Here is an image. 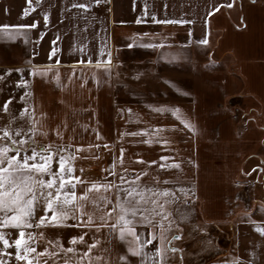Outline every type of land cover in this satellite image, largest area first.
I'll return each mask as SVG.
<instances>
[{
    "label": "crops",
    "instance_id": "obj_1",
    "mask_svg": "<svg viewBox=\"0 0 264 264\" xmlns=\"http://www.w3.org/2000/svg\"><path fill=\"white\" fill-rule=\"evenodd\" d=\"M0 25L24 26L8 29L11 39L0 34V58L11 60L5 68L10 121L16 118L11 127L20 126L25 107V131L36 122L37 145L66 149L75 176L83 161L103 160L105 171L116 173L84 179L88 184L146 173L141 187L176 192L167 206L173 220L167 235L177 251L167 253L165 264H264V232L258 231L264 230V209L238 199L245 194L255 202L250 191L257 181L249 177L254 170L258 180L263 174V168L246 167L264 159V132L255 123L259 117L264 122V0H0ZM204 39L207 44L200 43ZM227 60L232 64L224 65ZM22 81L27 85L18 86ZM158 107L178 108L181 118ZM242 110L248 114L243 127ZM43 214L37 209V219ZM76 223L26 229L37 252L58 251L57 240L75 249L42 261L76 264L87 248L70 241L87 233V244L99 240L92 264H125L121 255L128 256L127 264H140L118 232ZM0 231L10 242L18 236L11 227ZM152 231L137 225L144 240ZM225 232L231 241L221 251L217 241ZM159 246V239L147 245V264ZM9 250L14 253V246ZM6 264L26 262L13 254Z\"/></svg>",
    "mask_w": 264,
    "mask_h": 264
},
{
    "label": "snow or ice",
    "instance_id": "obj_2",
    "mask_svg": "<svg viewBox=\"0 0 264 264\" xmlns=\"http://www.w3.org/2000/svg\"><path fill=\"white\" fill-rule=\"evenodd\" d=\"M30 2L31 0H29ZM78 6L86 7L85 5ZM227 6L232 7L233 5ZM171 23H178V21H171ZM35 26V24L31 25V27ZM14 27L24 26L0 25V34L4 38L11 39L14 33L7 30ZM200 43L207 44L208 40H201ZM110 65L111 59L105 62L106 68ZM21 85L26 86L27 82L22 81L18 84V86ZM9 103L10 101L4 104L3 111H8ZM154 110L158 112L170 110L177 118H181L178 108L158 107ZM128 111L131 113V109ZM26 113L27 109H24L20 113V118H24ZM15 119L13 117L9 125L0 129V228L17 229L18 236L10 242L5 237V233L0 231V242L3 243L5 249V251L0 252V257L14 254L18 262L47 264V260L42 261L41 257L53 258L57 257L59 252H74L75 249L72 247L64 249L58 240L55 242L58 251L49 252L45 248L44 251L37 252L36 247L33 246L35 243L34 234L26 231V229L41 226H63L69 219L76 220L77 223L74 226L77 227H94L97 231L102 228H109L118 232L119 239L127 246V253L139 257L140 264H147L148 253L145 249L153 240L159 239L160 246L155 250L152 264H165L167 253L177 251L175 247L171 246V241L167 235L173 226L171 212L167 206L178 198L176 192L167 189H153L147 186L141 187L139 183L141 175H146V173L137 174L132 180L119 176L118 183L107 181L105 178V183L92 182L88 184V182L74 175L75 169L71 163L74 157L64 155L66 149L56 150L50 144L37 145L34 139L38 131L36 122H32L25 131L23 125L11 127ZM182 123L185 124V127L192 128L187 120L182 119ZM157 131L160 130L157 129ZM139 134L130 133V135ZM57 135L59 136L60 133L57 132ZM145 142L150 143V141ZM81 150L80 147L77 148V152ZM161 159L167 158L162 157ZM54 162L58 164L56 170H53ZM119 162L123 165V149H121ZM164 166L161 165V167ZM169 167H179V165L172 164ZM81 171L83 170L81 169ZM109 174L116 175L115 172ZM78 185L84 188V191L79 195L76 191ZM178 191L185 196L188 195L183 189ZM37 209H42L44 213L38 219ZM137 225L151 227L153 229L149 233L151 238L142 239L137 232ZM258 231L264 232L262 229H258ZM40 235L43 237V233ZM84 235L72 237L70 241L73 245L85 244L87 248V251L78 257L76 264H84L85 260H87V264H92L90 253L99 243V240L94 238L92 244H87ZM171 239L178 240L180 236L173 235ZM13 246L15 248L14 253L6 251ZM101 259L99 256L96 257L97 261ZM120 259L127 264V255H121ZM0 264H6V261L0 258ZM64 264H68V261L65 260Z\"/></svg>",
    "mask_w": 264,
    "mask_h": 264
},
{
    "label": "rangeland",
    "instance_id": "obj_3",
    "mask_svg": "<svg viewBox=\"0 0 264 264\" xmlns=\"http://www.w3.org/2000/svg\"><path fill=\"white\" fill-rule=\"evenodd\" d=\"M19 61L22 62L21 59H19ZM10 62H11L10 58H3V57L0 58V77H3V79H0V129H3L6 125H9V122H10V119H11V116H10L11 115L10 114V103L8 104V111L7 112L3 111L4 104L9 101V95L11 93L10 92V76L5 73V68L9 67ZM223 64L224 65H226V64L227 65H231L232 61L227 60L226 63H223ZM22 108H23V110L26 109L25 107H22ZM22 108L20 107L21 110H22ZM232 110H234V109H232ZM242 112L243 113L241 115L240 125L243 127L245 125V123H247L246 120H248V119L246 117L248 116V114L244 110H242ZM254 113L257 116H260V115H262V110L261 109H259V110L256 109ZM238 116H239V114H238ZM239 118H240V116H239ZM255 118H256V116H254V121L257 120ZM19 121H21V120H19ZM21 122L27 128L28 119H27L26 115L24 116V119ZM255 123H256L257 129L260 132H264V122L261 121L260 117H259V122L257 123L255 121ZM21 124H19V125H21ZM262 141H263V145L262 146H263V149H264V138L262 139ZM109 157H110V155H109ZM262 160L263 161H261L260 159H256V158H254L252 161L249 160L248 163H247V167H246V172L250 171L253 166H257L258 168H263V174H262L260 180H258V177L260 176V175H258V170H254L252 172L251 176L249 177V179L257 181L255 188L253 187L252 191H250V195L253 196L252 200H255V202H251L249 196L247 198L245 196V194H241L240 193L241 196L238 197V199H240L246 205L249 204L251 206L254 203L255 206H256L255 208H259V209H264V164H263L264 163V159H262ZM106 167H108V166H106V162L103 161V160H100L98 162H91V161L90 162H86V161H83V162H80L79 164H77V172H78L77 176L80 177L82 180L88 179V178H92L93 176L106 177L107 173H108V172L105 171ZM81 169L83 170L84 173H82ZM247 176L243 175V178L245 179ZM45 178H47V177H45ZM223 229L226 231L227 227H225ZM228 231L229 230H227L226 232H228ZM226 232L224 234L225 236L224 237L222 236L223 239H222V237H220L219 241H217L218 245L221 242L220 243L221 245H219V246L217 245L218 247H220L219 250H221V251H224L223 250L224 243L231 241V236L229 234L227 236ZM5 237L9 239L8 235H5ZM3 251H5V250H3ZM6 251L7 252H11L9 250V248L6 249ZM0 258L4 259L6 262H9L10 259H11V256L4 255V256H2Z\"/></svg>",
    "mask_w": 264,
    "mask_h": 264
},
{
    "label": "built area",
    "instance_id": "obj_4",
    "mask_svg": "<svg viewBox=\"0 0 264 264\" xmlns=\"http://www.w3.org/2000/svg\"><path fill=\"white\" fill-rule=\"evenodd\" d=\"M230 245V242H225L224 243V247H226V246H229ZM223 246V245H222Z\"/></svg>",
    "mask_w": 264,
    "mask_h": 264
}]
</instances>
